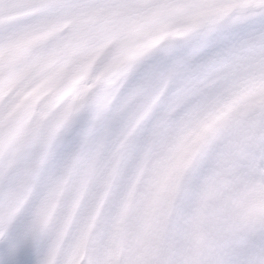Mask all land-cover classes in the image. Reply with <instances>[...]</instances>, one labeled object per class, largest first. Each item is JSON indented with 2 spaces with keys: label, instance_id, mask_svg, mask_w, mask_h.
I'll return each instance as SVG.
<instances>
[{
  "label": "clouds",
  "instance_id": "obj_1",
  "mask_svg": "<svg viewBox=\"0 0 264 264\" xmlns=\"http://www.w3.org/2000/svg\"><path fill=\"white\" fill-rule=\"evenodd\" d=\"M240 0H101L55 19L0 32V95L16 87L29 106L71 83L111 87L132 67L130 87L153 78L180 102L152 119L121 105L118 134L83 113L80 138L113 201L85 214L73 242L99 264H256L264 257V13ZM211 68V71H207ZM97 78H99L97 80ZM43 106V105H42ZM23 113H21L22 115Z\"/></svg>",
  "mask_w": 264,
  "mask_h": 264
},
{
  "label": "snow or ice",
  "instance_id": "obj_2",
  "mask_svg": "<svg viewBox=\"0 0 264 264\" xmlns=\"http://www.w3.org/2000/svg\"><path fill=\"white\" fill-rule=\"evenodd\" d=\"M92 2L0 0V32L52 20ZM133 4L134 0H101L103 7ZM239 7L264 13V0H240ZM131 72V66L125 68L111 87L77 80L51 99L36 96L27 107L25 100L35 89L20 96L13 85L0 95V264H99L93 249L73 242V230L85 214L99 212L105 202L113 204L102 190L96 167L112 148V137L102 142V150L93 152L79 135L70 151L58 153L64 137L89 107L95 109V123L110 125L115 136L123 123L116 112L121 105L143 109L152 119L180 102L174 87L161 92L151 77L130 87ZM248 164L255 172L264 171V154L251 155ZM21 219H26V228L19 227ZM255 261L264 264V257L258 255Z\"/></svg>",
  "mask_w": 264,
  "mask_h": 264
}]
</instances>
